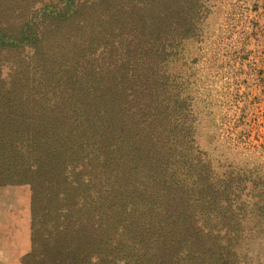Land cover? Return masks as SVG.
<instances>
[{
    "label": "trees",
    "instance_id": "1",
    "mask_svg": "<svg viewBox=\"0 0 264 264\" xmlns=\"http://www.w3.org/2000/svg\"><path fill=\"white\" fill-rule=\"evenodd\" d=\"M197 12L198 0H0V183L30 188L35 264L108 259L97 252L122 226L139 259L233 264L195 224L233 186L195 153L183 50Z\"/></svg>",
    "mask_w": 264,
    "mask_h": 264
},
{
    "label": "rangeland",
    "instance_id": "2",
    "mask_svg": "<svg viewBox=\"0 0 264 264\" xmlns=\"http://www.w3.org/2000/svg\"><path fill=\"white\" fill-rule=\"evenodd\" d=\"M195 22L183 50L188 103L198 124L195 153L212 160L219 180L233 179L215 207L198 212L197 228L226 256L222 262L264 264V0H198ZM126 232L122 226L97 252L108 259L84 264H156L139 259L140 246ZM39 238L30 188L0 183V264H35Z\"/></svg>",
    "mask_w": 264,
    "mask_h": 264
},
{
    "label": "water",
    "instance_id": "3",
    "mask_svg": "<svg viewBox=\"0 0 264 264\" xmlns=\"http://www.w3.org/2000/svg\"><path fill=\"white\" fill-rule=\"evenodd\" d=\"M195 224H196V227L198 226L197 224H198V221L197 220H195Z\"/></svg>",
    "mask_w": 264,
    "mask_h": 264
}]
</instances>
